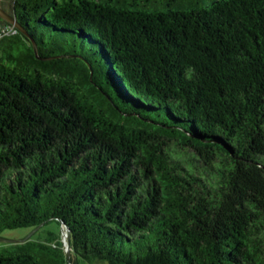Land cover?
I'll use <instances>...</instances> for the list:
<instances>
[{"label": "trees", "instance_id": "trees-1", "mask_svg": "<svg viewBox=\"0 0 264 264\" xmlns=\"http://www.w3.org/2000/svg\"><path fill=\"white\" fill-rule=\"evenodd\" d=\"M1 7L0 264H264V0Z\"/></svg>", "mask_w": 264, "mask_h": 264}, {"label": "rangeland", "instance_id": "rangeland-1", "mask_svg": "<svg viewBox=\"0 0 264 264\" xmlns=\"http://www.w3.org/2000/svg\"><path fill=\"white\" fill-rule=\"evenodd\" d=\"M8 4H9V0H0V5L3 6L5 9H7ZM45 228L53 229L54 226L48 225ZM39 235H40V229L37 228L22 227V228L4 230L0 232V239L7 241V243H5V241L0 240V246H4L8 243H18L30 237L37 238Z\"/></svg>", "mask_w": 264, "mask_h": 264}, {"label": "water", "instance_id": "water-1", "mask_svg": "<svg viewBox=\"0 0 264 264\" xmlns=\"http://www.w3.org/2000/svg\"><path fill=\"white\" fill-rule=\"evenodd\" d=\"M0 18H2L4 21H6L10 25H12L17 31H19L21 34H23L31 42L33 50H34V53L38 57V55H37V45H36V42L34 41V39L29 35V33L25 30V28L18 21H16L14 18H12L1 7V5H0ZM61 229H62L61 233H62L64 245H65L66 257H67V260L69 262L70 261V233H69V230H68V228L66 226L62 227ZM0 240L5 241L3 239H0ZM25 240H23V241H25ZM23 241H21V242H23ZM5 243H7V241H5Z\"/></svg>", "mask_w": 264, "mask_h": 264}]
</instances>
